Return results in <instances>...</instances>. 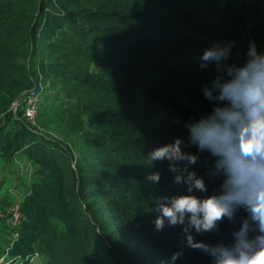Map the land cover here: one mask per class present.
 <instances>
[{
  "label": "trees",
  "instance_id": "obj_1",
  "mask_svg": "<svg viewBox=\"0 0 264 264\" xmlns=\"http://www.w3.org/2000/svg\"><path fill=\"white\" fill-rule=\"evenodd\" d=\"M228 42L230 63L246 60L250 42L264 53V0H0V161L22 153L34 166L18 203L22 219L10 227L17 237L0 232V248L11 238L5 256L18 264L35 256L42 264H173L184 233L157 231L149 209L188 193L172 183L166 161L150 166L147 155L177 137L187 142L183 122L211 111L202 90L217 69H201L199 58ZM34 87L44 131L26 123L23 102L12 108ZM182 149L198 156L191 167L208 189L192 194L218 193L222 178L207 175L214 157ZM157 170L154 184L146 177ZM246 215L239 210L237 220ZM238 226L225 219L218 231L192 235L230 244ZM174 264L211 258L185 245Z\"/></svg>",
  "mask_w": 264,
  "mask_h": 264
},
{
  "label": "clouds",
  "instance_id": "obj_2",
  "mask_svg": "<svg viewBox=\"0 0 264 264\" xmlns=\"http://www.w3.org/2000/svg\"><path fill=\"white\" fill-rule=\"evenodd\" d=\"M233 47L234 42L216 43L199 58L201 69L215 64L217 75L202 90L212 103L211 111L198 120L183 122L187 142L177 137L147 155L150 166L166 161L172 183L184 185L188 193L162 196L149 209L156 213L157 231L180 226L184 233L181 250L170 257L173 264L185 245L208 255L211 264H264V53L250 42L246 60L230 63ZM188 145L214 157L207 175L222 178L218 193L203 199L192 194L208 189L204 178L191 167L198 156L182 149ZM146 179L158 184L161 174L152 171ZM241 209L247 215L238 221ZM225 219L239 224L230 244L194 240L193 231H218Z\"/></svg>",
  "mask_w": 264,
  "mask_h": 264
},
{
  "label": "rangeland",
  "instance_id": "obj_3",
  "mask_svg": "<svg viewBox=\"0 0 264 264\" xmlns=\"http://www.w3.org/2000/svg\"><path fill=\"white\" fill-rule=\"evenodd\" d=\"M36 90L38 91L39 94L38 95L39 96L38 104H39L42 93H41V89H39L38 87H36ZM26 123L30 124L32 128H36L37 130L44 131V128H42L38 124L35 118L33 119V122L27 120ZM46 133H48L53 138L59 137L57 133L53 132V130L52 131L48 130ZM33 170H34V166L22 155V153L14 154L11 162L4 161V159L1 158L0 180H2L1 183L3 184H1L0 186V217L2 218V220H0V232H8V234L10 235L12 232L10 227L16 228L12 225L11 218L18 206L19 201L27 192V187L30 183V178L33 176L34 173ZM3 199L6 200L7 204L9 203L8 206L2 204L1 200ZM12 234L14 235V231L12 232ZM9 235H3V236H5V238L6 237L8 238ZM8 241L4 243V245H2V247L0 248V264H10L11 262L13 263V261L9 262L10 260L5 256L4 253L6 251ZM18 263L19 262H16V264ZM32 263L42 264V260L39 256H35L33 258Z\"/></svg>",
  "mask_w": 264,
  "mask_h": 264
},
{
  "label": "built area",
  "instance_id": "obj_4",
  "mask_svg": "<svg viewBox=\"0 0 264 264\" xmlns=\"http://www.w3.org/2000/svg\"><path fill=\"white\" fill-rule=\"evenodd\" d=\"M38 92L36 90V88H31V89H28L27 91L23 92L21 97L19 98V100H16L13 102L12 104V108L13 110L15 111L18 107V105L20 104V102H23L24 105H23V116L33 122V119L35 117V114H36V110H37V106H38ZM12 225L14 227H18L21 219H22V215L20 214L19 210H18V206L12 216ZM18 235V233L16 231H14V235H13V238H16ZM11 262L12 259H9ZM8 262V263H9ZM17 261H14L12 264H16Z\"/></svg>",
  "mask_w": 264,
  "mask_h": 264
},
{
  "label": "crops",
  "instance_id": "obj_5",
  "mask_svg": "<svg viewBox=\"0 0 264 264\" xmlns=\"http://www.w3.org/2000/svg\"><path fill=\"white\" fill-rule=\"evenodd\" d=\"M39 99V98H38Z\"/></svg>",
  "mask_w": 264,
  "mask_h": 264
}]
</instances>
